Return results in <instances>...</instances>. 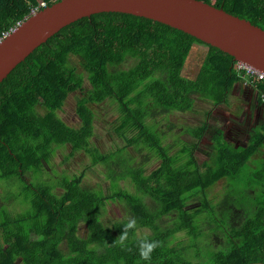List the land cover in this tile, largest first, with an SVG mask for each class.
Wrapping results in <instances>:
<instances>
[{
    "label": "trees",
    "instance_id": "1",
    "mask_svg": "<svg viewBox=\"0 0 264 264\" xmlns=\"http://www.w3.org/2000/svg\"><path fill=\"white\" fill-rule=\"evenodd\" d=\"M203 1L264 29V0ZM39 8V0H0V36ZM194 42L207 52L192 77L183 68ZM236 62L188 32L125 12L83 17L37 47L0 83V264H264V121L242 147L216 128L212 162L198 154L213 109L179 131L194 141L172 133L171 114L193 111L197 99L229 105L244 81ZM259 90L264 106V85ZM76 91L79 127L59 115ZM106 100L118 106L125 144L102 151L90 145V104ZM169 132L173 140L165 141ZM63 145L102 166L107 190L86 183L87 168L44 172ZM220 181L222 193L208 199ZM115 201L123 215L106 220ZM15 202L22 210L12 213L7 205ZM130 217L137 228L126 249L114 241ZM145 238L160 242L150 261L137 247Z\"/></svg>",
    "mask_w": 264,
    "mask_h": 264
},
{
    "label": "water",
    "instance_id": "2",
    "mask_svg": "<svg viewBox=\"0 0 264 264\" xmlns=\"http://www.w3.org/2000/svg\"><path fill=\"white\" fill-rule=\"evenodd\" d=\"M108 11L179 28L264 72V29L203 0H57L32 12L0 41V83L63 27Z\"/></svg>",
    "mask_w": 264,
    "mask_h": 264
},
{
    "label": "rangeland",
    "instance_id": "3",
    "mask_svg": "<svg viewBox=\"0 0 264 264\" xmlns=\"http://www.w3.org/2000/svg\"><path fill=\"white\" fill-rule=\"evenodd\" d=\"M206 52L207 47L205 45L194 42L183 68V73L193 77L198 72ZM243 82L244 81H241L240 86L242 93H236L237 96L234 91H231L229 105L223 104L214 108L211 102L197 99L193 111L171 114V120L176 122V127L173 128L172 133L177 132L182 139L194 141L189 134H183L179 131H183V127L187 125H200L206 117V112L213 109L209 116L211 125L209 134L201 141L204 150L198 154L201 163L204 160L212 162L215 158L216 151L214 149L211 133L215 132L216 128H221L233 144L242 147L249 143L250 136L254 132L256 126L264 121V106L258 101V96L260 95L259 90ZM235 87L238 88V85L235 84ZM250 87L256 89L257 93L251 92ZM79 94L80 93L77 91L71 93L64 108L59 111L61 118L74 127H79L81 125V118L76 111V99ZM90 105L95 111V126L93 135L90 137V145L102 151L117 149L119 146L124 145L125 140L123 137H120L116 130L120 115L118 106L110 100H106L101 104L91 103ZM160 118L162 120V128L168 131L166 123L168 119ZM172 133L169 132L165 141L173 140ZM71 150V145H63L55 148L50 162L44 164V172L51 176L56 174L58 176L61 174L72 175L87 168L86 183L90 186H97L98 182H100L107 190L109 180L105 178L104 172L100 170L102 166H91V159L89 155L85 153L86 151H74L70 154ZM155 163H157V161L152 163V166ZM130 188L132 187L130 186ZM4 191L5 186L0 181V196L3 195ZM207 192L208 199L215 200L218 198L222 193V181L217 182L213 187L209 188ZM5 204L6 203H4V205ZM7 208L12 213L22 210V206L18 205L16 202L12 204L9 203ZM107 208L106 220L115 219L123 215V207L119 201L111 202L108 204ZM83 234H85V231Z\"/></svg>",
    "mask_w": 264,
    "mask_h": 264
},
{
    "label": "clouds",
    "instance_id": "4",
    "mask_svg": "<svg viewBox=\"0 0 264 264\" xmlns=\"http://www.w3.org/2000/svg\"><path fill=\"white\" fill-rule=\"evenodd\" d=\"M137 228V220L135 217H130L123 225L121 234L115 239L114 242L118 243L121 247L127 249L126 242L129 238V231ZM160 246V242L157 240H148L147 238L138 242L139 256L144 261L151 260V254Z\"/></svg>",
    "mask_w": 264,
    "mask_h": 264
},
{
    "label": "built area",
    "instance_id": "5",
    "mask_svg": "<svg viewBox=\"0 0 264 264\" xmlns=\"http://www.w3.org/2000/svg\"><path fill=\"white\" fill-rule=\"evenodd\" d=\"M52 1H57V0H52ZM39 5L40 7H44L46 6V2L44 0H39ZM36 10L38 9H35L32 12ZM14 28H12L10 31L3 32L2 36H0V41L4 39L5 37H7L14 30ZM235 69L244 78V82L247 83L248 85L258 90H259V84L264 85V72L263 71L258 70L257 68H254L252 66H249L239 61L236 62ZM261 97L262 99H264V90L261 93Z\"/></svg>",
    "mask_w": 264,
    "mask_h": 264
},
{
    "label": "crops",
    "instance_id": "6",
    "mask_svg": "<svg viewBox=\"0 0 264 264\" xmlns=\"http://www.w3.org/2000/svg\"><path fill=\"white\" fill-rule=\"evenodd\" d=\"M244 83V82H243ZM235 84H237L238 85V88H236L235 87ZM234 84V87H233V89H232V92L234 91V93L236 94V93H242V91L240 90V86H241V81H238V82H236ZM250 90H251V92H255V93H257L256 92V89H254V88H252V87H250ZM237 95V94H236ZM238 96V95H237ZM245 102H246V100H245ZM263 107V106H262ZM227 137V136H226ZM235 145V144H234Z\"/></svg>",
    "mask_w": 264,
    "mask_h": 264
},
{
    "label": "bare ground",
    "instance_id": "7",
    "mask_svg": "<svg viewBox=\"0 0 264 264\" xmlns=\"http://www.w3.org/2000/svg\"><path fill=\"white\" fill-rule=\"evenodd\" d=\"M54 2H55V1H54ZM46 5H47V4H46ZM41 8H42V7H41ZM41 8H39V9H41ZM39 9H38V10H39Z\"/></svg>",
    "mask_w": 264,
    "mask_h": 264
}]
</instances>
